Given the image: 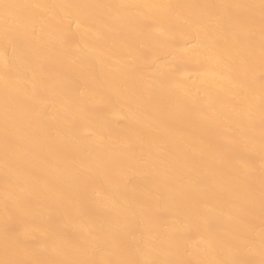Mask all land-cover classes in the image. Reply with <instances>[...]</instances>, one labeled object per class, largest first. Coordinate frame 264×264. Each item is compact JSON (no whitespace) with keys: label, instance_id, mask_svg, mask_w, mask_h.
I'll return each mask as SVG.
<instances>
[{"label":"bare ground","instance_id":"bare-ground-1","mask_svg":"<svg viewBox=\"0 0 264 264\" xmlns=\"http://www.w3.org/2000/svg\"><path fill=\"white\" fill-rule=\"evenodd\" d=\"M0 264H264V0H0Z\"/></svg>","mask_w":264,"mask_h":264}]
</instances>
